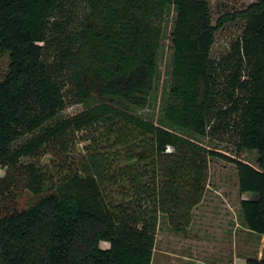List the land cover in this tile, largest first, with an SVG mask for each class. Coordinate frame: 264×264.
<instances>
[{
    "label": "trees",
    "instance_id": "1",
    "mask_svg": "<svg viewBox=\"0 0 264 264\" xmlns=\"http://www.w3.org/2000/svg\"><path fill=\"white\" fill-rule=\"evenodd\" d=\"M236 21L241 35L213 57L217 32ZM0 54L10 58L0 79V197L21 187L42 195L0 214V264H152L160 214L189 226L218 155L202 139L227 127L237 152L258 154L256 165L227 158L241 192L253 194L241 201L243 223L264 234V0L216 22L208 0H0ZM161 78L158 119L134 111L154 106ZM70 99L86 107L65 116ZM88 128L87 159L58 181L22 162L48 147L66 154L71 135Z\"/></svg>",
    "mask_w": 264,
    "mask_h": 264
},
{
    "label": "rangeland",
    "instance_id": "2",
    "mask_svg": "<svg viewBox=\"0 0 264 264\" xmlns=\"http://www.w3.org/2000/svg\"><path fill=\"white\" fill-rule=\"evenodd\" d=\"M208 1L213 10L214 22H216L221 14L245 8L257 0ZM79 3L80 7L77 12L82 14L88 5L82 1ZM68 15V11H65L58 18L57 14L56 19H64ZM172 23L173 18L169 22L166 34H164V52L160 58L162 78H166L165 73L172 51L170 47ZM243 27L244 21H236L221 28L216 35L212 56L218 58L225 54L229 50L231 42L241 35ZM45 53L50 56L49 62L52 63L56 57L55 47H47ZM9 63V56L0 54V79L6 76ZM162 78L159 84V99L154 102V106L146 108L136 105L132 108L134 111L151 118L155 117V120L158 119L162 103L160 93L163 85ZM70 86L69 84L68 88ZM67 99L69 98L67 97ZM68 103L64 111L65 116L78 113L86 107V104L83 103H72L71 99ZM234 118L232 116L229 120L231 124ZM93 132V129L88 128L72 134L73 142L69 145L66 154L58 153L55 148L48 147L39 157L23 158L22 162L36 161L53 173L55 180L58 181L59 173L64 175L72 169H77L87 159L89 151L92 149L90 137ZM236 140L237 134L230 127L219 128L213 137L202 139V142L218 151V155L210 156L208 181L203 198L192 209V221L183 230L175 226L166 214H160L152 264H244L248 258H264L263 237L261 234L251 232L242 220V198H248L253 194L241 192L237 165L227 158H238L256 165L258 154L256 151L237 152L234 144ZM6 172L7 168L0 166V178H4ZM16 175L17 184L19 183L20 186V173ZM111 187L113 188L110 189H115L114 186ZM53 190L49 189L46 193ZM41 197L42 195H33L28 189L18 188L10 196L0 197V214L5 215L10 210L27 209L37 203ZM108 245L107 241L102 242V246L107 247Z\"/></svg>",
    "mask_w": 264,
    "mask_h": 264
},
{
    "label": "crops",
    "instance_id": "3",
    "mask_svg": "<svg viewBox=\"0 0 264 264\" xmlns=\"http://www.w3.org/2000/svg\"><path fill=\"white\" fill-rule=\"evenodd\" d=\"M246 195V194H245ZM244 198H247V197H244ZM244 198H242V199H244ZM249 230V229H248ZM251 231V230H250ZM251 232H253V231H251ZM261 236L263 237V240H264V234L262 235L261 234ZM233 264H236V263H233ZM244 264H247V262H245Z\"/></svg>",
    "mask_w": 264,
    "mask_h": 264
}]
</instances>
